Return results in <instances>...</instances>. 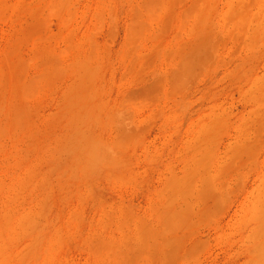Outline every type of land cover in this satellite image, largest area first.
Returning <instances> with one entry per match:
<instances>
[{
	"label": "rangeland",
	"instance_id": "rangeland-1",
	"mask_svg": "<svg viewBox=\"0 0 264 264\" xmlns=\"http://www.w3.org/2000/svg\"><path fill=\"white\" fill-rule=\"evenodd\" d=\"M0 264H264V0H0Z\"/></svg>",
	"mask_w": 264,
	"mask_h": 264
}]
</instances>
